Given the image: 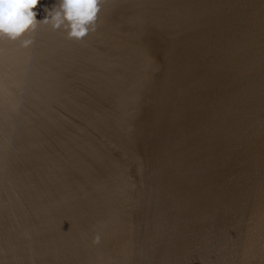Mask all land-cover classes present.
I'll return each instance as SVG.
<instances>
[{"label":"bare ground","instance_id":"6f19581e","mask_svg":"<svg viewBox=\"0 0 264 264\" xmlns=\"http://www.w3.org/2000/svg\"><path fill=\"white\" fill-rule=\"evenodd\" d=\"M130 1V6L126 4L127 1L123 0H105L102 5V11L98 17V26L99 30L106 36L109 47L112 49L109 57H102L104 60L97 61H101V63L96 66L93 61L98 58L92 59L95 48H92L89 52L87 49H80L86 50V55H83L82 51L77 53L80 58L79 67L85 65V63H91L94 69H109L113 76L119 75L121 76L120 79L123 80V83L119 81V85L117 81L116 88H113L110 93L107 91L105 96L102 93L95 97V109H92V112H96V108H99L101 113L105 112L104 117L94 114L90 118L91 122H86L87 129H91L92 125L102 127L108 124L111 127L103 134L114 139V143H112L114 149L124 148L127 150L121 158L123 160L118 162L102 161L104 158L100 152L102 149L104 150V143L101 149L96 143L87 138V135H92L96 130L80 134L76 126H60V129H65V137H63L65 142L66 138H72L70 130L81 137L83 151L80 153L75 152V150H65L69 145L64 146L57 139L56 141L62 150H56L57 146L55 144L46 141L48 138L45 140L46 144L38 139V134L53 131L49 127L53 122L51 118L58 124L65 120L70 122L74 120L63 114L62 111H57L54 117L46 115L50 106L60 109L66 104H72L67 99H61V96H64L68 91L62 89L64 87L63 82L58 81L56 84L57 90H62L57 93L59 99L55 97L56 100L53 102L49 98L42 101L31 97H23L18 101H14L15 97H0V264H74L77 263L76 258H79L78 261L81 262L85 255H92L93 252L97 254L104 253L106 247H103L100 243H93L92 236L84 239V236L78 235L77 240V231L76 229L74 231L70 226L72 218L67 216L74 214L75 207L81 210L82 203L87 208L88 216L95 218L94 222L99 228L100 226L105 228L120 224L124 219L114 213L104 214L102 212L103 201L94 195L97 193L111 195L113 189H110L108 185H115L114 203L119 209L123 201L127 200V196L135 195L138 192L133 188L132 181L142 175L146 176L141 181L143 190L152 192L154 196L148 195V198L154 200L157 211L162 210L163 213H166L167 210H172V214H168L166 218H163L160 214H154L151 210H148L147 214L165 223L164 227L165 229L169 227L168 231L170 233L166 236L167 243L172 244V242H175L173 246H170L162 240L153 238L151 235L154 236V234H151V229L141 231L134 224H131L128 229L120 227L116 236L120 239V244L131 254L138 255L141 259L149 257L153 261L160 262L155 258L156 254L166 255L182 250L190 254L191 258L200 256L202 259L205 258L209 264H264V257H260L258 251L248 250L240 246V244H250L255 247L250 237L258 236V238H261L258 248L264 251V229H261L259 233H255L256 222L254 220H257V218L253 219L255 216H260L261 213L264 214V208L254 211L246 210V202H242L243 198H249L255 204L259 203L258 198L260 196L256 194L251 197L247 186L255 182L258 185L264 180V98L258 97L259 100L252 101V97L247 98V96L240 95L237 98L239 101H231L235 97L237 89H234L236 92H229L228 95L219 94L216 86H205L200 90L203 94L204 102L202 103L205 105H212L220 100H224V104L228 102L233 105H245L243 114L246 115L242 116V120L236 121L237 124H241L242 127L246 128L245 130L238 126V129H230L226 133L217 132L222 138L233 139L229 143L231 147L227 146L218 155L220 159H224L226 153L233 152L235 159L230 164H223V161L219 159H208L205 156L196 154L193 147L188 149L181 145L185 144L186 139L190 143L193 135H198L201 140L206 142L215 140V137L197 118L188 117L186 114L181 119H178L179 116H175L174 120H170L171 123L168 124L170 128L165 127L163 133L167 139L171 140L163 144L146 145L143 143L142 145L140 143L141 138L130 141V133L132 134L129 130L130 124L123 129L120 124L125 122V117H116L117 114L113 113L114 110H117V106L122 104V99L131 92L138 95L137 103L141 111L159 103L156 113L150 110L152 117L155 115L157 119L163 117V114L169 113L173 105H176L175 108L179 106L184 112L194 107H201L195 90L203 85L202 81H195L193 77L189 76L183 78L184 73L188 75L197 69L194 64L200 67L202 74L205 73L208 77L215 78H218L221 72H227L231 68L233 74L227 78L230 81H223L219 77L221 81L217 82L224 85L228 84L227 86L232 89L233 83L238 82L237 84H240L243 90L245 89V93L254 92L248 88H252L253 84L264 82L252 81L256 77L257 69L249 66L253 58H258L257 61L260 58L264 60V25H254V16H264V0H239L241 3L238 4H245L244 9L239 12L236 10L238 6L229 7V24L227 25L229 31L233 28L238 29V26L244 23L245 30L236 33L240 34L241 38L245 40L244 49H237L233 45L229 47L232 52L240 50L236 52V57H230L227 49L215 51L212 58L209 56L211 63L208 62V58L198 53L202 45L207 48L211 33L203 24H200L202 21L199 22L197 19H193L194 5L187 6L189 9L186 10L185 0H179L176 10L173 9L174 6L167 4L165 7L162 6L165 9L160 11L159 9L162 8L161 5L163 4L158 3L156 6L153 4L161 0H142V4L146 6L145 8H148L153 16H158L155 26L161 23L166 13H170L171 20L174 17L180 21L186 20V24H179L177 27L180 28H175L171 33L163 27H157L154 30L144 29V25L139 19L135 18L133 12L137 7L144 6H141L140 0ZM209 1L211 0H196L195 3L199 8L202 6L208 7ZM116 7H121L117 15H115ZM123 12L128 20V29L125 30L126 33H119L116 20L124 21L121 17ZM44 15V11L41 10L38 12L36 19L40 21L42 17L44 18ZM140 19L144 20L142 16H140ZM132 27L137 40L131 37ZM150 28H153V26L150 25ZM198 31L201 33L195 35ZM58 32H62L64 43L67 42L65 40L73 41L67 39L63 31ZM189 32L191 34L184 43L182 38ZM202 39L207 40V42ZM125 42L131 43L134 47H136V43L137 49L129 53L125 47ZM210 43L224 44L223 41L215 40L213 42V38H211ZM251 48L254 51L253 53H251ZM161 53V57L158 58V62L161 64L156 65L153 74L156 81H128L127 74L129 70L124 64L126 63L124 59H128L130 67L134 69L136 65L133 64L131 59L133 55L137 59H141L139 61L142 62L139 63V66H144L148 58ZM201 57H203V60L199 61ZM210 64L211 66L203 70L204 66ZM129 73L132 74V72ZM168 77L172 80L167 81L164 79ZM234 77H238L240 80L233 81ZM147 78L149 77L147 76ZM79 83V81H76V100L80 99V93L86 91L90 96H94V84L98 83L97 81H82ZM143 84L148 85L144 86ZM166 88L173 96L169 94L156 96L159 92L163 93ZM174 92L177 94L176 101H174ZM252 94L254 95V93ZM252 94L251 96H253ZM82 101L86 108L92 105L84 98ZM25 109H27V112ZM27 114L30 117L22 121L20 115ZM177 114L179 113L177 112ZM39 115L42 116V119ZM241 115L242 113H238L236 116ZM31 120L36 124L35 129H32L29 125ZM112 127L114 133H112ZM175 138L177 141H181V144L176 142ZM169 144H172V146H169ZM192 154L195 158L192 160L187 159ZM176 165L186 168V171L197 167L207 172L208 175L210 173V177L214 178L215 181L212 184L215 185L216 182L217 184L221 182V177H225L223 172L230 173L231 176L226 178L232 185H225V180L223 186L218 185L221 194L219 199L221 200L224 197L229 201L228 206H225V210L210 208L209 211L204 212L196 203L199 195L191 192L187 185L185 187L179 185L177 183L179 177H174L172 173L168 172L170 168L167 167ZM149 171L152 174L151 178L148 176ZM214 173L220 177L214 176ZM190 184L192 185V182ZM176 185L179 186V189L175 191ZM54 191H58V194L63 197L62 200L59 195L54 194ZM140 191L142 192V188ZM123 192L125 198H123ZM64 202L65 205L57 209V206L62 205ZM115 212L117 213V209H115ZM174 216L179 217L177 221L172 220ZM138 218L139 214L129 217V219ZM53 224L61 227L53 228ZM125 225L126 223H124V227ZM243 227L245 230L239 231ZM77 228L80 229L78 226ZM174 228H176L175 231ZM229 229H234L236 234L232 236L228 231ZM177 236L179 237L176 239ZM129 237L133 239L128 241L125 246L124 240ZM99 240H102L101 235H99ZM138 241L142 245L137 249H146L141 255L136 253ZM232 241L239 244L231 246L229 243ZM67 242L70 245L73 242H80V246L70 247L71 254L68 251L69 253L65 257L66 260L60 263L53 256L55 252L51 253V250H65L66 246L64 245ZM39 254L45 255L46 258H38L37 255ZM237 254L242 255L244 259H235ZM95 257L92 260L95 259V262H97L98 258Z\"/></svg>","mask_w":264,"mask_h":264},{"label":"water","instance_id":"95a60500","mask_svg":"<svg viewBox=\"0 0 264 264\" xmlns=\"http://www.w3.org/2000/svg\"><path fill=\"white\" fill-rule=\"evenodd\" d=\"M127 1L126 4L128 6L131 5L130 0H123ZM196 0H185V9L188 10L189 5H194L193 8V19H197L200 24L204 25L206 29H209V32L211 33V36L207 40L202 39L204 42H207V48H204L203 45L198 51L203 57L208 58V62H210L209 56L212 58L213 54H215V51L227 49L229 56H237L235 55L236 52H239L240 50L244 49V43L245 40L241 38L240 34H236L237 32H241L245 30L244 23L243 25H239L238 29L233 28L229 31L227 25L229 24L228 19V11L230 10L229 7L238 6L236 7V10L242 11L244 9L245 4H238L241 3L239 0H211L209 1L208 7H197ZM57 2V0H40V4L37 6L36 11L40 12L43 10L45 6L51 8L52 5H54ZM172 2V3H171ZM163 4L162 6H166L167 4H170L171 6H174V10H176V7L179 5V0H161L160 2H155L153 5L156 6V4ZM141 6L144 7H137L133 12L135 15V18L139 19L141 23L144 25V29L154 30L157 27H163L169 30L172 33V30L177 27L179 24L183 25L186 24V20H178V18H175L173 20L171 16H169L168 13L163 16L162 21L159 25L155 26L157 23V15H152L150 13V10L148 8H145L146 6L142 4V0H140ZM188 4V5H187ZM211 5V6H210ZM121 9V7H116V13L117 15L118 10ZM165 8H160L159 10L162 11ZM132 11V9H131ZM138 13V15H136ZM41 14V13H40ZM140 16L143 17L144 20L140 19ZM117 17V16H116ZM121 17L124 21L116 20L117 22V30L120 32H125L126 29H128V20L126 19V15L124 12L121 14ZM43 19V17H42ZM41 19V20H42ZM146 20V21H145ZM99 21H97L96 25V31L90 33L88 36H86L82 41H67L64 43L63 39L64 36L61 35L62 32L53 31L50 26L39 24L37 26V29L34 33L31 34V37L33 39V43L28 48H23L20 46L18 42H11V41H0V97H15L13 100L18 101L20 98L23 97H31L38 100H49L53 102L55 97L58 96V91H61L62 89H67L68 91L65 93L64 96H61L62 100H69L72 102V104H66L65 106L61 107L60 109H57V107H49V111L46 113L47 116L52 115L53 117L56 116L57 111H62L63 114L66 116H70L72 119H80L83 117V119L80 121V123L73 124V122L69 120H65L64 122L60 123V126L68 125L70 127L76 126L78 128V132L80 134H84V132H92L95 131L92 135H87V138L92 140L94 143H96L99 148H103L104 143V150L106 151V156L102 160L103 162H118L123 159V156L125 155L126 151L124 148L114 149L112 147V143H114V139L111 136H107L103 134L106 130H110V126L105 125L102 127H96L95 125L91 126V129L86 128V122L90 123L94 114H99L104 117V113H101L99 108H96V112H92V109H95V97L99 94H102L105 96V92H109L116 88V82L118 81V85L120 84L119 81L123 80L120 79L121 76H113L109 69H94L91 65V63H85V65L79 67L80 58L77 55L78 51H82L84 54H87L86 50H80V49H87L88 52L92 48H95V52L93 53L94 64L98 66L100 62H97L99 60H102L104 56H110L112 49L109 47V44L107 42L106 36L103 35V33L99 30L98 26ZM263 24L264 25V16L258 15L254 16V25ZM150 25L153 26V28H150ZM253 25V26H254ZM241 30H240V29ZM235 30V31H234ZM159 31H161L159 29ZM234 31V33H233ZM131 37H133L134 40H137L135 34H134V28L131 29ZM201 32H196L195 35H198ZM189 34L191 32L186 33L182 39H184V43L189 37ZM172 35V34H171ZM121 35L119 34V37ZM244 37V35H243ZM201 38V37H200ZM211 38H213V42L215 40L217 41H223L224 44L217 45V44H211ZM122 39V37H121ZM201 40V41H202ZM200 41V43H201ZM231 43H227V42ZM136 47H134L131 43L125 42V47L128 50L129 53L137 49V44L135 43ZM236 47L237 49H240L239 51L232 52L229 47L231 46ZM252 50V48H251ZM250 50V51H251ZM263 50V49H262ZM254 51L252 50L251 53ZM245 53V52H244ZM246 54V53H245ZM161 54H158L157 56L151 57L147 59V62L144 64V66H139V63L142 61L140 58L137 59V57L132 56L134 69L130 67L129 60L124 59V63L127 67L129 72H132L130 74L128 72L127 78L128 81H156L154 79V73L156 69V65H160L161 63L158 62V58L161 57ZM247 55V54H246ZM254 55V54H253ZM203 57L199 58V61L203 60ZM258 58H253V60L249 63V66L257 69V73L255 74V78L252 81H264V60H258ZM104 60V59H103ZM197 69L193 70L190 74H183V78L185 77H193L195 81H202V86L197 88L195 91L197 93L199 105L201 107L193 109H189L188 111H183L179 106L177 108L176 105H173V107L169 110V113L163 114V117L157 119L155 115L152 117V114L150 110H153L155 113L158 111L156 104L153 107H150L149 109L140 110V107L138 106V95L131 92L129 93L124 99H122V104L117 106V110L113 111L114 114H117L116 117L124 116V123H121V127L125 129L127 125L130 124V141H136L138 138H141V144L143 145H149L153 143H166V141H169L171 139H167L166 135H164L165 127H168V124L171 123L170 120H174L175 116H179L178 119H181L184 114H186L188 117H194L197 118V120L201 121L204 124V127H206L211 135L215 137V140L211 142H206L205 140H201V138L198 135H193L192 141L189 143L188 139H186L185 144H181V141H177L175 138L174 140L178 142L179 144L185 146L186 148L193 147L194 152L196 154H200L201 156H205L208 159L215 160L219 159L223 161V164H230V162L235 159L233 152L226 153L224 156V159H220L218 156L221 151H224V149L227 146H230L229 143L233 141V139H226L222 138L217 132H223L226 133L230 129L236 130L239 128L246 129L242 127L241 124H237L236 121L242 120V116L246 115L243 114L245 110V105L241 104H229L228 102L225 103L224 100L216 101L212 105H205L203 101V94L200 92L202 88L205 86L210 87H217V92L221 95H228L229 92H236L234 89H237V92L235 93V97L231 99V101H239L237 98L240 95L247 96V98L252 97V101L259 100L258 97L264 98V82H259V84H253L252 88H248L251 91L247 94L245 93V89L243 90L242 86L237 83H233V89L228 87L227 85L221 84L217 81H221L219 77L223 81H230V79H227L229 75L233 74V69L229 68L227 72H221L219 74V77H208L207 74L201 73L200 67L196 64ZM210 65L204 66V69H207ZM170 71V70H169ZM147 76L149 78H147ZM239 77L241 75L238 74ZM164 78L167 81L172 80L171 78ZM232 79V78H231ZM234 80H240L238 77H234ZM58 83V81L64 83V87L60 90H56L57 88L55 84ZM76 81H79L80 83L82 81H97L98 83H95V90H94V96H90L88 91L80 93V99L76 100L75 91L77 88ZM242 81V80H241ZM138 82V85H139ZM79 83V84H80ZM150 83V82H148ZM183 83V82H182ZM144 86H147L148 84H143ZM254 93V95L252 94ZM162 94H170V92L167 90H164L163 93H158L156 96H160ZM251 94L253 96H251ZM173 96V94L171 95ZM58 98V97H57ZM85 99L88 103H92L91 106H88L87 108L83 105L82 99ZM111 98V97H109ZM59 99V98H58ZM177 100V94L174 92V101ZM242 103V102H240ZM172 106V103H171ZM134 108V109H133ZM27 112V109H25ZM121 111L122 114L119 113ZM177 112L179 114H177ZM87 113V114H86ZM238 113H242L241 116H236ZM91 114V115H88ZM158 114V113H157ZM41 116V115H39ZM22 121L26 118H29V114L21 116ZM186 117V116H185ZM53 122L51 124H58L54 122V119L51 118ZM33 120L30 122V126L33 124ZM145 123V125H144ZM50 127V126H49ZM32 128V127H31ZM52 128V127H50ZM160 129V132L158 133V130ZM51 133H46L45 136H41L38 134V139L40 141H44L43 143L46 144V141L48 143H53L57 146L56 150H62L59 147V143L56 141H60L64 146H68L65 150H75L76 152L80 153L83 151L82 149V141L81 137L70 130V133L72 134V138L69 137V139H65V129H53ZM114 131V128L112 127V133ZM162 132V134H160ZM129 135V134H128ZM161 136V138H160ZM232 137V136H229ZM48 138V140H46ZM112 138V139H111ZM111 139V140H110ZM46 140V141H45ZM183 140V139H181ZM169 146H172V144H169ZM102 149V151H104ZM96 151V149H95ZM101 153V152H100ZM190 158V160L194 159L195 156L192 154L191 156H188L187 159ZM201 158V157H200ZM171 159V158H170ZM245 160V159H244ZM169 169V173H172L174 177L178 176L179 179L177 183L181 186L187 185L191 192L196 193V195H199L197 198L196 203L201 207V209L204 210V212L209 211V209H220L225 210V206H228L229 201H227L224 197L220 200L219 197L221 196L219 192L218 185L220 184L223 186V181L225 180V185H232L231 182H228V178L230 177V173L223 172V175L225 177H221L222 180L220 183L216 185L212 184L214 181V178L210 177L207 174V172H204L203 170L195 167L193 170H185L186 168H183L181 166H170L167 167ZM167 172V173H168ZM149 178H151L152 174L149 171ZM216 177H220L219 175H215ZM146 177L142 175L141 177L135 178L132 181L133 188L135 190H138V192L135 195L127 196V200L123 201V204L120 205V208L115 205L114 203V192H115V185H108L110 189H113V192L111 195L104 194V193H97L94 196H98L101 201H103V209L102 212L104 214L106 213H114L117 214V216H121L124 220L120 224L116 226H109V227H101L94 222L95 218L93 216H88L89 213L86 211L87 208L85 207V213L83 211V208L79 210L78 208H74V214L67 216L68 218H72V222L70 223L71 228L76 229V239L78 238V235L84 236V239L86 236L90 235L95 240V237L101 235L102 240H99L100 245L105 246L107 248V251L101 254L92 253V255H85L83 260L80 262L78 261L79 258H76V262L74 264H86V262H90L89 264H106L110 258V255L114 252H121L130 254L129 251H127L121 244L120 239L116 236L117 231L122 227L123 229H128L131 224H134L138 230L141 231H148L151 229V235L153 238L157 240H162L167 243L166 236L170 235L168 229H165L164 224L161 221L154 219L150 217L147 214L148 210H151L156 215H161L163 218H166L168 214H172V210H167L166 213H163L162 210L160 212L157 211V205L155 204L154 200H150L148 198V195H152V192L149 190L145 191L143 190L142 182L143 178ZM150 182V181H149ZM192 182V185L190 184ZM219 182V181H218ZM141 184V185H139ZM142 188V192L140 191ZM115 189V190H114ZM179 189V186H175V191ZM224 190V189H223ZM247 190L249 191V195L252 197L258 194L260 197L259 203H254V201L250 200L249 198H243L242 202H246V210H256V209H263L264 208V180L261 181L257 185V183H253L247 186ZM119 192V191H117ZM79 193V192H78ZM55 195H59L58 191H54ZM110 194V193H108ZM123 198H125L124 192H123ZM61 200L62 196L59 195ZM58 196V197H59ZM154 196V195H152ZM253 196V197H254ZM57 197V199H58ZM87 199V196H86ZM257 199V198H256ZM257 199V200H258ZM60 201V199H58ZM251 201V202H250ZM65 205V202L62 205L57 206V209L60 207H63ZM143 206V207H142ZM82 207V205H81ZM115 209H117V213L115 212ZM139 214L138 219H129L131 216H135ZM179 217L174 216L173 221H177ZM257 218V220H254L256 222V231L255 233H259L261 229H264V214L261 213L260 216H255L253 219ZM165 222V221H164ZM88 223V227L84 224ZM124 223H126L124 227ZM63 226V225H62ZM80 227V229L77 228ZM60 228L61 226H57L53 224V228ZM177 228V227H176ZM174 228V231L175 229ZM244 227L240 228L239 231H244ZM168 231V232H167ZM186 231V230H185ZM229 233L233 236L236 234V231L234 229H229ZM86 233V234H85ZM228 234V235H230ZM115 237L116 241H113L112 237ZM175 236V235H174ZM223 236V235H222ZM172 237V235H171ZM179 236L176 237V239ZM253 241L252 246L250 244H240L241 247L245 249H254L256 252L258 251L260 257H264V251L260 248H258V243L261 240V238L256 237H250ZM75 239V240H76ZM132 237L126 238L124 240V244L126 246V243L130 240H132ZM248 239V238H247ZM78 240V239H77ZM93 240V243H94ZM175 242V241H174ZM167 243L170 246H173V243ZM74 243V242H73ZM71 244L67 242L64 246H66V249L57 250L55 249L51 250V253L55 252L54 257L58 259V262L62 263L64 260H66V255L69 253L71 254L70 247L73 246H80V242H75L74 244ZM145 244V242H143ZM232 245H238L236 241H232L229 243ZM142 244L138 241L136 250L138 247H140ZM118 249H121L122 251H118ZM45 251V249H43ZM146 249H141V252H144ZM148 250V249H147ZM48 252V251H47ZM190 254H187L185 251H177L166 255H160L156 254L155 258L158 260H161L160 264H209L205 258L202 259V257H194L191 258L189 256ZM38 258H46L45 255L39 254L37 255ZM97 257L98 260L95 262V259L92 260L93 257ZM102 256V257H99ZM133 255V263L134 264H147V259L151 258H136ZM95 257V258H96ZM241 258L244 259L238 254L235 256V259ZM74 260V259H72ZM102 260V262H100ZM151 262L154 263L151 259ZM68 264V263H65ZM155 264H158L155 262Z\"/></svg>","mask_w":264,"mask_h":264},{"label":"clouds","instance_id":"9594fccd","mask_svg":"<svg viewBox=\"0 0 264 264\" xmlns=\"http://www.w3.org/2000/svg\"><path fill=\"white\" fill-rule=\"evenodd\" d=\"M104 3L105 0H57L51 8H43L44 18L38 21L36 9L40 0H0V41L18 42L28 48L33 43L31 34L39 24L63 31L69 40L82 41L96 31ZM94 243H99V236Z\"/></svg>","mask_w":264,"mask_h":264},{"label":"rangeland","instance_id":"374dc122","mask_svg":"<svg viewBox=\"0 0 264 264\" xmlns=\"http://www.w3.org/2000/svg\"><path fill=\"white\" fill-rule=\"evenodd\" d=\"M57 83H56V81H55V84L54 85H56ZM57 90V88H55V91ZM119 113L120 114H122L121 113V111H119ZM87 114V113H86ZM88 115H91V114H88ZM40 119H42V116H40ZM83 119V117H81L80 119H74L73 120V124H75L76 125V123H80V121ZM59 125H60V123L59 124H50L49 126L50 127H52L53 129H56V130H59L60 129V127H59ZM32 129H35L36 128V124H35V122H33V124H32ZM52 128H50L51 130H52ZM40 135L41 136H45L46 135V133H40ZM76 152V151H75ZM101 156L103 157V158H105V156H106V151L104 150V151H101ZM81 205H82V208H83V211H84V213H85V206L81 203ZM143 207V206H142ZM85 226H87L88 227V223H86V224H84ZM86 234V233H85ZM91 236V235H90ZM86 238L88 239L89 238V236H86ZM112 239H113V241H116L115 240V237L113 236L112 237ZM103 247H105V246H103ZM107 251V248H105V251L104 252H106ZM118 251H122L121 249H118ZM103 253V252H102ZM136 253H138V254H142V253H144V252H141V250H139V249H137L136 250ZM136 258H138L139 256H135ZM103 258V257H102ZM104 259V258H103ZM133 259H134V257H133V254H124V253H121V252H114L113 254H111L110 255V258H109V260H108V262L106 263V264H134L133 263ZM99 261V260H98ZM100 262H102V260L100 261ZM155 262H157L158 264H160V262H161V260H160V262L159 261H155ZM155 262L154 263H152L151 262V259H147V264H155ZM84 263H86V264H89L90 262H86V261H84Z\"/></svg>","mask_w":264,"mask_h":264}]
</instances>
